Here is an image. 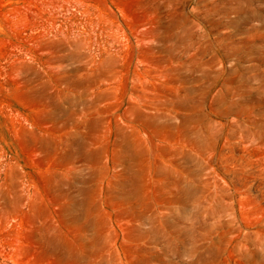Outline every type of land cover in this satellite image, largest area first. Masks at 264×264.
Wrapping results in <instances>:
<instances>
[{
	"label": "rangeland",
	"instance_id": "rangeland-1",
	"mask_svg": "<svg viewBox=\"0 0 264 264\" xmlns=\"http://www.w3.org/2000/svg\"><path fill=\"white\" fill-rule=\"evenodd\" d=\"M0 264H264V0H0Z\"/></svg>",
	"mask_w": 264,
	"mask_h": 264
}]
</instances>
